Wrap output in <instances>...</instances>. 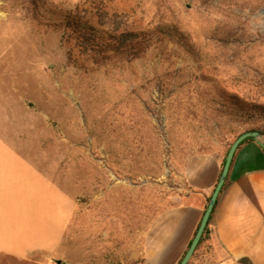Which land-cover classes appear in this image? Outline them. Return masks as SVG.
Returning a JSON list of instances; mask_svg holds the SVG:
<instances>
[{
	"label": "rangeland",
	"instance_id": "374dc122",
	"mask_svg": "<svg viewBox=\"0 0 264 264\" xmlns=\"http://www.w3.org/2000/svg\"><path fill=\"white\" fill-rule=\"evenodd\" d=\"M66 14L150 44L84 53L54 24ZM227 98L264 103V0H0V132L44 149L77 197L60 264H172L183 238L159 250L157 218L187 201L186 164L222 165L258 124Z\"/></svg>",
	"mask_w": 264,
	"mask_h": 264
},
{
	"label": "crops",
	"instance_id": "0c3cea01",
	"mask_svg": "<svg viewBox=\"0 0 264 264\" xmlns=\"http://www.w3.org/2000/svg\"><path fill=\"white\" fill-rule=\"evenodd\" d=\"M43 150L33 154L0 132L1 264H60L53 254L64 244L77 197L64 183L61 166L43 160ZM221 169L214 156L191 158L184 170L187 201L158 216L159 250L183 238L172 264L194 237ZM207 227L198 257L211 264H264V150L257 139L236 150Z\"/></svg>",
	"mask_w": 264,
	"mask_h": 264
},
{
	"label": "trees",
	"instance_id": "16d2710c",
	"mask_svg": "<svg viewBox=\"0 0 264 264\" xmlns=\"http://www.w3.org/2000/svg\"><path fill=\"white\" fill-rule=\"evenodd\" d=\"M54 24L60 27L63 35L71 36L84 53L100 54V52L107 50L110 54L126 53L131 58H136L150 44V37L147 34L142 31L121 29V25H118L112 18L93 23L82 16H78V14H66L63 18L54 20ZM259 101L256 98L252 99V101L249 98H227L228 104L236 108L242 107L240 109L244 113L243 115L257 119L256 122L258 124H253L245 131L257 130L264 137V103H260L261 101ZM249 140H254V137L246 138L241 144ZM207 229L208 227H206L204 234ZM204 234L193 256L197 255V249L201 244Z\"/></svg>",
	"mask_w": 264,
	"mask_h": 264
},
{
	"label": "water",
	"instance_id": "95a60500",
	"mask_svg": "<svg viewBox=\"0 0 264 264\" xmlns=\"http://www.w3.org/2000/svg\"><path fill=\"white\" fill-rule=\"evenodd\" d=\"M261 136V133L257 130H249V131H245L241 134H239L235 140L231 143L228 152L226 154L225 157V161L224 164L222 166L221 169V173L219 176V179L215 185V188L208 200V204L206 206V209L203 213V216L201 218L200 224L195 232L194 237L192 238L186 252L184 253L183 257L181 258V260L177 263V264H188L189 260L191 259V257L193 256L198 244L200 243V240L204 234V231L208 225V222L210 220L211 214L213 212L214 206L217 202L218 196L226 182L229 170H230V166L232 164V160L234 158L235 152L238 149V147L240 146V144L242 143V141H244L246 138L248 137H258ZM260 145L262 146V148L264 149V142H260Z\"/></svg>",
	"mask_w": 264,
	"mask_h": 264
}]
</instances>
